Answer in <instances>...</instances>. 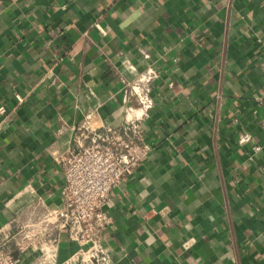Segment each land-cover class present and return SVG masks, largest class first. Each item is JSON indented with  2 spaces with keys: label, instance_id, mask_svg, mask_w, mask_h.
<instances>
[{
  "label": "crops",
  "instance_id": "crops-1",
  "mask_svg": "<svg viewBox=\"0 0 264 264\" xmlns=\"http://www.w3.org/2000/svg\"><path fill=\"white\" fill-rule=\"evenodd\" d=\"M143 50L151 150L112 190L105 264H264V0H0V228L63 207L59 158L88 113L124 121L123 56L140 72ZM57 233L51 263L15 255L77 264Z\"/></svg>",
  "mask_w": 264,
  "mask_h": 264
},
{
  "label": "built area",
  "instance_id": "built-area-1",
  "mask_svg": "<svg viewBox=\"0 0 264 264\" xmlns=\"http://www.w3.org/2000/svg\"><path fill=\"white\" fill-rule=\"evenodd\" d=\"M142 54L146 66L140 72L123 56V66L137 73L133 78L122 77L124 121L118 126H93L92 112L86 115L73 144L58 160L64 170L63 207L45 209L41 199H36L24 215H14L0 228V264H25L15 253L21 255L30 248L40 250L39 263H51L58 252L57 232L62 229L80 245L77 264H105L110 260L104 231L113 222L107 209L112 190L134 173L151 150L141 124L155 105L153 90L159 72L149 62L151 54L145 50ZM49 224L56 226L57 232L42 238Z\"/></svg>",
  "mask_w": 264,
  "mask_h": 264
}]
</instances>
